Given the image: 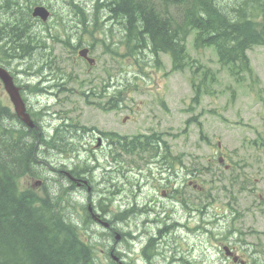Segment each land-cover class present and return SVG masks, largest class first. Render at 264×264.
I'll list each match as a JSON object with an SVG mask.
<instances>
[{"label": "trees", "instance_id": "1", "mask_svg": "<svg viewBox=\"0 0 264 264\" xmlns=\"http://www.w3.org/2000/svg\"><path fill=\"white\" fill-rule=\"evenodd\" d=\"M47 1L0 0V17L4 20L0 27V65L8 66L14 61L18 68H24L22 73L26 74L35 70L26 68L25 60L35 55L31 66L38 67L36 72L42 74L45 69L50 68L53 73L49 75H63L62 68L55 62H60V56L57 54L54 57L55 52L45 48L46 40L49 39L44 36L46 31L33 25L36 20L32 14L33 8L38 4H46ZM94 1L90 12L84 10V6L76 4L77 13H95L98 16L103 12L110 13L122 28L119 31L111 27L112 31H109L113 41L122 47L121 51L115 47L118 50L117 59L121 57L127 61L131 58L136 61L139 72L147 74L144 70L146 62L138 57L140 53L154 55L152 66L156 68L162 67L159 57L161 53L170 56L174 71L192 67L196 59L190 55L188 38L194 32V48L198 51L215 49L220 65L236 77L237 81L244 82L249 78L250 85H256L255 88L261 82L260 76L254 73L249 51L255 46H264V25H259L257 21L258 16L264 15V0ZM68 3L72 5L71 2ZM173 8H177L179 19L174 15ZM95 40L107 46L115 43L97 36ZM200 71L203 73L202 79L198 81L193 76L191 80L196 93L194 99L197 101L202 90L209 92L208 85L203 86L204 81L217 80L216 72L210 67L202 68L198 65L193 72L196 74ZM129 85L131 84L124 91L129 90ZM0 89V264H110V261H99L98 253L101 258L105 256L93 239L96 237V230L97 234L107 236L109 240L115 239L117 233L123 238L124 231L117 223L128 220V209L124 206L112 210L108 207L111 200L96 198V205L101 206V211L111 223L107 233H104L96 228L88 205H85L88 223L85 237L82 232L84 229L78 222L79 214L75 204L78 202L77 197L74 193H69L63 179L68 176L61 172L68 168L63 165L62 159L66 146L53 145L60 138H56L55 133L49 135L45 127L41 128L38 119L35 121L38 124L36 127L28 126L16 114L11 103L4 98L1 87ZM192 120L194 117L187 122ZM61 133L64 139L68 132L62 129ZM163 140L160 133L156 132L118 135L117 156L121 159L134 154L137 161L149 153L159 151L153 143ZM166 149V156L170 157L169 148ZM51 151L60 154L56 155ZM88 167L82 168L85 170ZM41 168L50 175L59 173L54 175L58 177L52 176L50 180H45L41 190L33 186L23 188L24 178H42L39 171ZM49 168L50 171H47ZM69 171L74 175L73 170ZM90 178H93V174ZM68 205L72 209V215L67 214Z\"/></svg>", "mask_w": 264, "mask_h": 264}, {"label": "flooded vegetation", "instance_id": "2", "mask_svg": "<svg viewBox=\"0 0 264 264\" xmlns=\"http://www.w3.org/2000/svg\"><path fill=\"white\" fill-rule=\"evenodd\" d=\"M63 1L64 6L67 2ZM44 5L51 11L50 17L47 20L35 17L33 25L46 31L44 36L49 38L46 40V49L58 51L56 45L63 43V49L60 51L68 52L70 61L68 68H62L63 75H50L55 81L53 85H56L54 94L46 89L52 87L50 83L45 84L43 89L55 100L53 106H58L50 110L54 113L52 116H56L62 122L63 130L68 132L63 140L66 146L63 162L73 161L75 157L82 161L84 158L88 159L85 155L89 154L90 157H97V161H102L107 159L110 153L113 158L111 165L115 163L116 166L119 163L118 135L126 136L120 133H129L120 132L115 119V114L128 104L119 103L125 99L124 96L118 98L122 94L118 92V76L115 78L111 75V80L102 83L97 75L100 73L90 76V79L81 78V74L75 71L76 67L71 68V65L79 62H85L91 68L98 62L94 52L102 45L106 48L108 46L102 42L90 41L88 37L94 35L84 27L92 29L98 25L97 21L102 20L105 25L107 20L98 19L95 13H77L73 4H69L73 9L63 15L55 12L49 0ZM113 45L115 46V43ZM85 48L89 51L82 55ZM92 56L95 61L90 63L88 58ZM7 68L13 73L14 82L23 96L27 90L40 92L37 88L40 81L31 88L28 82L21 81L10 67ZM0 87L4 98L14 108L1 79ZM73 96L82 98L88 106L95 107L96 110H82L76 100H71ZM57 99L63 100L64 105L57 103ZM27 108L36 121L38 118L35 111L28 105ZM48 108L49 105L46 106V109ZM85 117L100 119L108 125L102 127ZM55 134L56 138L62 139L59 131ZM160 136L164 140L153 143L159 151L149 153L137 161L131 159L129 164L132 163V166L129 165L126 171L117 168L116 172L115 168L104 167L109 172L103 174V166L99 169L98 164L83 170L81 161L72 168L68 167L74 171V175L69 169L61 170L68 176L65 186L68 187L69 193H74L77 197L78 202L75 204L79 214L78 222L84 229L85 237L88 224L85 205H88L96 228L101 225L100 227L105 228L104 233L110 228L108 216L95 201L96 198H101L99 192L105 195L106 184L108 187L118 185L115 179L119 178L120 171L129 178L130 187L135 185L134 189H140L139 193H134L130 188L131 201L125 206L129 213L127 225L123 228V238L118 237V233L112 240L106 238L107 236L100 238L104 242L101 243L103 247H100V252L105 257L101 258L98 253L99 261H110V264H264V188L256 193L253 183L264 182V156H260L256 163H249L245 159L235 162L224 155L216 160L213 156L200 157L196 154L192 159L184 160L180 155H172L171 152V156L167 157L166 148L170 150L171 146L163 137V132ZM218 153L217 150L215 154ZM249 169L255 172L252 173ZM94 170L98 172L97 183L94 177L90 178ZM57 174L59 173H52L47 180ZM109 174V178L106 177ZM247 174L254 175L255 180L248 183ZM139 178L140 182L137 181ZM222 181H225V184L222 185ZM40 183V188L43 189V177ZM215 183L222 187L214 188ZM238 184L240 187L236 190L235 186ZM87 193H90V196H87ZM246 193L256 194L258 200H253L247 209H241L243 200H246ZM87 197L91 200L89 204ZM68 208L67 214L72 215L70 205ZM246 210L253 214L254 220L247 229H242L237 222L245 218Z\"/></svg>", "mask_w": 264, "mask_h": 264}, {"label": "rangeland", "instance_id": "3", "mask_svg": "<svg viewBox=\"0 0 264 264\" xmlns=\"http://www.w3.org/2000/svg\"><path fill=\"white\" fill-rule=\"evenodd\" d=\"M65 1L67 4L64 6L62 5L64 2L63 0H51L49 3L55 9V12L60 15L69 13L73 9L68 2H71L75 6L76 4L84 6V10H88V12L92 10L95 3L94 0ZM173 11L175 12L174 15L176 18L179 19V13H176L177 8H173ZM100 18L107 20L105 25L102 20H99L97 21L98 25H95L92 29L90 27H84L94 35L89 36L88 39L96 42L95 37L97 36L98 38H106L110 42L113 41L114 38L109 34V31H112L110 28L113 27L114 30L119 31L122 28L116 23L115 18H113L110 13L103 12L98 16V19ZM6 20L8 21L9 19ZM263 20L264 15L258 16L257 21L259 25H264ZM2 23H4V20L0 17V27ZM193 38L194 32L188 38V49L191 57L195 58L196 61L193 63L192 67L188 66L185 70L174 71L172 69L170 56L166 53H161L159 55L161 59V68L152 66V63H154V55L149 53L144 55V53H140L138 57L140 60L146 62L144 70L147 74L139 72L136 68V61H132L131 58L127 61L124 59L122 60L121 57L117 59L118 50L116 48L121 51L122 47H119L116 42L115 46L110 44L106 48L102 45L94 52V56L98 57V62L92 65L91 68H89L85 62H79L74 66L71 65V68L76 67L75 71L81 74V78L88 77V79H90V76L100 73L97 75L100 76V81L102 83L111 80V75H114L115 78L118 76V92L122 93L118 98L124 96L125 99L119 103H128L119 113L115 114L119 131L129 132L120 134L133 136L135 134L163 132V137L171 146L169 150L170 155L171 152L172 155L178 154L184 160H190L192 156H196V154H199L200 157L213 156L216 160L217 157L224 155L235 162H239L240 159H245L249 163H256L260 156H264V146L261 144L264 140V46H255L249 51L254 73L258 74L261 79V82L255 88L256 85H250L249 78L245 79L246 83L245 81L239 82L226 68L222 67L218 62L217 54L214 51L215 49L205 48L200 51L196 50L193 46ZM51 43L53 44V42ZM62 44L63 43L56 45L58 51H55L53 56L55 57L57 54L60 56V62L57 60H55V62L60 68L64 69V66L67 68L69 67L70 61L68 60L69 53L60 51L63 49ZM102 56L108 59H104ZM34 57L35 55L28 57L25 60L24 66L34 69L35 71L31 70L23 74L21 71L24 68H18L17 63L14 61L9 63L8 67L16 73L21 81L28 82L31 88L33 84L40 81V84L37 85L40 92L37 90H27L24 93V98L27 101L28 107L35 111L41 128L45 127L49 135H54L56 130L59 129L58 131L63 137V133H61L63 129L62 122L58 120L56 116H52L54 113L50 111L58 106H53L55 100L48 93L43 91L45 84L50 83L52 87L46 89L54 94L56 85L53 84L55 81L49 75L52 74L53 71L47 68L42 74L36 72L38 67L36 65L31 66ZM198 65H201L202 68L208 66L217 74L216 81H211L209 79L204 81L203 86L208 85L209 92L202 90L199 101L194 99L196 93L191 83L193 76H195L198 81L202 79V71L196 74L193 72ZM17 68L18 70H16ZM108 73L110 74L108 75ZM25 76L26 79H24ZM128 84H131L129 85V90L124 91ZM0 95H2L1 89ZM71 100L73 102L76 100L82 110H87L89 112H94L96 110L95 107L88 106L86 101L80 97L73 96ZM47 101L50 102L47 103ZM56 102L61 106L64 105L63 100L59 101L57 99ZM47 105H49L48 109L45 107ZM191 117H194V120L188 123L187 120ZM85 118L102 127H107L108 125L107 122H101L100 119ZM63 140V138L62 140L59 139L53 143V145H63L65 147V142ZM217 150L219 153L215 154ZM63 151H66V149H63ZM71 151L75 153L80 152V150ZM51 152L56 155L60 154V152L56 151ZM85 157L88 159L84 158L81 161L78 157H75L73 161H68V163L63 162V165L72 168L80 161L82 167H96L98 164L99 169L103 166L101 172L106 174L109 171L104 167L115 168L116 172L117 168L126 171L129 165L132 166V163L129 164V160L137 158L134 154L121 159L119 158V163L115 166V163L111 165L113 158L110 153L107 159L102 161H97V157H90V154L89 156L85 155ZM67 169L68 168H64V170ZM39 171L45 182L47 177L50 176V173L45 172L42 168ZM47 171H50V168ZM249 171L252 173L255 172L250 169ZM92 174L97 183L98 172L94 170ZM109 176L110 174L106 175L108 178ZM246 178H248V183L255 180V176H251L250 174H247ZM63 179L65 183L68 180L66 177ZM41 180L42 178L39 177H26L22 180V187L28 188L33 186L35 189L41 190L40 185L42 183L37 184V182ZM137 181L140 182L141 179L139 178ZM115 182H117V186L108 187L106 184L105 189H107V191L105 195L99 192L101 198H105V201H112L108 204V207H112V210H117L130 203L131 189H133L134 193H139L140 190L139 187H137L138 191L134 189L135 185L130 187L129 178L121 171L119 172V178L117 180L115 179ZM253 183L256 188V193L263 190L264 182L253 181ZM223 184H225V181H222V185ZM222 185L215 183L214 188H221ZM235 187L236 190H238L240 185L238 184V186ZM256 199V194L253 193L248 195L246 193V200H243L242 207L240 208L247 209L252 205V201H256ZM90 201L91 200L88 198L87 203L89 204ZM81 210L84 211L83 208H81ZM253 217V214H250L246 210L245 218L237 222V225L242 229H247L250 224L253 223ZM117 224L119 228L123 230L127 225V220L118 221ZM98 228L105 231V228ZM95 235L96 237L93 240L97 242V248L103 247L101 243L104 242L100 240L103 236L99 233L97 234V230ZM246 236L252 237L249 235Z\"/></svg>", "mask_w": 264, "mask_h": 264}, {"label": "water", "instance_id": "4", "mask_svg": "<svg viewBox=\"0 0 264 264\" xmlns=\"http://www.w3.org/2000/svg\"><path fill=\"white\" fill-rule=\"evenodd\" d=\"M32 14L35 17H40L43 20H47L51 15V11L45 5L40 4L33 8ZM88 51L89 49L85 48L82 55H84L85 53L87 54ZM88 60L90 63H93L95 61L94 57L88 58ZM0 79L4 82L6 86V89L14 104L16 114L20 116L28 126L36 127L37 124L31 116L30 112L28 111L26 103L21 95L20 88L16 86L10 71L2 65H0ZM37 184H40V182H37ZM119 236L120 235H118V237Z\"/></svg>", "mask_w": 264, "mask_h": 264}]
</instances>
